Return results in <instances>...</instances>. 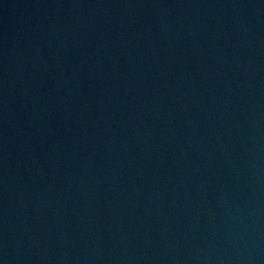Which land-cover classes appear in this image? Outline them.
<instances>
[{"label": "water", "instance_id": "obj_1", "mask_svg": "<svg viewBox=\"0 0 264 264\" xmlns=\"http://www.w3.org/2000/svg\"><path fill=\"white\" fill-rule=\"evenodd\" d=\"M0 264H264V0H0Z\"/></svg>", "mask_w": 264, "mask_h": 264}]
</instances>
